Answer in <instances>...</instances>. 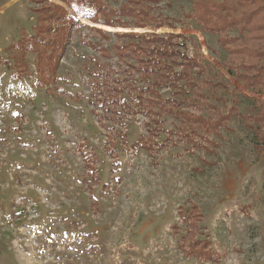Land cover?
<instances>
[{
  "label": "rangeland",
  "instance_id": "obj_1",
  "mask_svg": "<svg viewBox=\"0 0 264 264\" xmlns=\"http://www.w3.org/2000/svg\"><path fill=\"white\" fill-rule=\"evenodd\" d=\"M194 1L162 5L166 14L181 17ZM48 2L67 7L62 0ZM231 3L236 13L254 15L241 46L261 54L264 0ZM40 6L34 0H0V264H264V151L255 147L249 116L242 117L253 105L251 111L264 113V88L255 93L238 78L242 65L258 60L229 58L217 35L194 23L158 28L196 36L218 72L213 79L221 83L214 109L229 111L235 88L244 95L229 111L228 128L207 143L199 140L205 148L195 147L167 114L158 144L149 149L142 143L151 136L149 117L119 106L112 110L114 105L96 98L95 86L105 80L100 65L107 80L122 73L124 64L111 49L116 32L139 34L153 27L79 18L82 25L72 30L58 81L40 88L33 54L32 76L15 79L4 63L19 53L15 42L38 31L35 22L46 25L34 11ZM90 42L109 48L111 56ZM257 64L264 67V61ZM200 104L208 115L207 101ZM188 109L201 111L198 105Z\"/></svg>",
  "mask_w": 264,
  "mask_h": 264
},
{
  "label": "trees",
  "instance_id": "obj_2",
  "mask_svg": "<svg viewBox=\"0 0 264 264\" xmlns=\"http://www.w3.org/2000/svg\"><path fill=\"white\" fill-rule=\"evenodd\" d=\"M34 1L41 4L34 11L39 12L38 19L45 20L46 25L35 22L38 31L33 30L30 34H25L21 41L15 42L14 49L19 53L4 59V63L15 79H21L34 74L30 65V57L34 55L36 80L40 88L58 81L60 60L66 52L72 30L79 29L82 25L79 18L112 26L117 22L123 27H153V31L139 34L133 31L116 32L117 40L111 49L125 66H120L122 73L111 81L106 78L105 66L100 65L105 80L95 86L96 98L100 97V103L106 101L107 104L114 105L112 110L119 106L129 114L142 113L149 117L145 126L151 136L145 142L141 141L149 149L151 145L158 144L161 119L167 114L178 120V129L195 147L199 145L205 148L211 134L219 135L222 128H228L229 111L236 110L235 106L244 95L235 88L232 108L228 107L229 111L226 113L216 108L215 110L214 91L221 83L213 79L218 72L201 51L196 36L156 32L158 28H175L178 25L188 28L194 23L202 32L217 35L218 43L227 51L229 58L236 55L254 56L258 62L242 65L246 72L242 70L238 78L249 90L263 92L264 67L259 68L257 63L264 61V51L255 54L259 52H253L245 45L241 46L246 33L253 30L250 25L254 15L236 13L232 0H195L190 9L182 12L181 17L166 14L163 0H62L67 7L49 3L48 0ZM260 11L261 15L264 14V6ZM127 16L131 20H125L124 17ZM263 26L254 28L261 31ZM238 29L240 33L237 34ZM97 32L103 38H109L104 30L98 28ZM89 44L101 54L111 56L110 49L103 48L100 43ZM209 50L214 52L211 46ZM230 66L228 69L234 73L232 64ZM136 72L139 73V83L135 81ZM190 100L192 101L189 102ZM201 101H207L208 115L203 112L205 105L200 104ZM253 102L260 103L258 99H251L250 103ZM192 105H198L201 111L193 114L188 109ZM251 109H248V114L243 113L242 117L246 120L249 116L246 125L254 134L255 147L264 151V113ZM212 110L217 117H214L216 115ZM195 135L196 139L193 140L192 136ZM199 140H205L206 143Z\"/></svg>",
  "mask_w": 264,
  "mask_h": 264
}]
</instances>
